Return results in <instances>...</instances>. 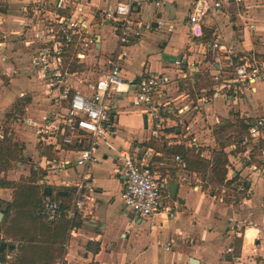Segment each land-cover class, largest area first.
Here are the masks:
<instances>
[{
	"label": "crops",
	"instance_id": "0c3cea01",
	"mask_svg": "<svg viewBox=\"0 0 264 264\" xmlns=\"http://www.w3.org/2000/svg\"><path fill=\"white\" fill-rule=\"evenodd\" d=\"M116 1L0 0V131L23 145V155L37 163L34 167L44 169L39 183L43 181L41 184L46 186L73 187L80 169L72 164L67 170L58 171L50 167L49 157L42 153L53 148L40 140L37 131L45 113H55L60 106L51 99V93L56 92L42 82L41 72L32 64V58L43 44H55V41L42 40L47 31L46 23L57 13L69 14L74 6L80 7L78 17L86 25L89 33L86 37H92L94 43L81 50L83 56L74 59L83 68L67 70V78L73 90L89 94L116 45L113 26L98 24L95 12ZM199 1L208 8L202 20V37L197 38L189 33L187 18ZM168 2L175 3L174 0L145 2L134 10L133 15L138 20L152 23L159 20L164 24L158 26L156 22L151 31L144 32L129 46L121 73L125 78L151 73L167 76L168 96L163 105L171 111L162 116L164 127L158 137H163L167 145L202 147V155L210 158L212 149L216 148L204 146L214 145L212 130L220 119L234 120L239 116L251 121L264 117L263 105L253 104L252 98L259 81L241 88L236 95H215L221 81L213 86L212 95L205 89L196 91L193 83L202 71H209L214 80L215 76L225 77L232 72L226 67L222 52L209 46L216 37L234 46L239 55L260 54L257 58L264 62V0H220L218 9L213 6L214 0H185L188 6L185 12L165 7ZM68 3L72 7L66 9V13L55 9L58 4L66 6ZM107 26L111 35L104 32ZM176 59H181L182 66L174 63ZM250 87L255 90L251 91ZM132 97L133 91L112 96L108 140L118 148L127 149L140 161L153 160L158 154L144 143L152 137L151 128L158 120L146 105H133ZM22 130L33 131L30 151L19 136ZM263 133L264 129L262 137ZM232 148L233 145L227 146L224 151L228 155L226 180L239 176L231 190L234 195L225 194V186L221 194H217L216 190L210 192L209 188H203L202 182L180 181L183 174L199 177L185 169L174 170V162L169 160L165 163L169 182H177L178 187L174 199L168 184L161 195L166 203L174 206V214L161 213L146 219L124 208L122 199L123 212L115 213L110 180H117L120 196L121 180L116 174L113 152L105 144L101 145L97 152L99 161L89 167L90 189L85 191L84 207L78 214L80 226L69 231L59 260L63 264H264V173L258 171L262 166L248 163L247 148L236 154L230 153ZM239 155L245 156L243 162ZM258 159L264 162L263 151ZM26 167L25 175H29L31 167ZM3 174L9 175V172ZM70 174L75 176L74 180L68 179ZM238 181L246 183L244 190H238L243 184ZM11 197V189L0 188V198L11 201ZM126 229H130L129 235ZM228 247L231 251H227Z\"/></svg>",
	"mask_w": 264,
	"mask_h": 264
},
{
	"label": "built area",
	"instance_id": "2783aa9c",
	"mask_svg": "<svg viewBox=\"0 0 264 264\" xmlns=\"http://www.w3.org/2000/svg\"><path fill=\"white\" fill-rule=\"evenodd\" d=\"M153 1L158 0H117L113 5L96 13L98 24L109 23L113 26L116 45L109 53L105 66L100 69L89 94L73 90L67 78L68 71L63 68L61 58V51L71 43L77 57L84 55L81 51L83 48L94 43L92 37H86L89 35L88 30L82 19L78 17L81 8L74 6L69 14L57 13L54 19L45 25L47 31L43 33L42 40L55 41V44L53 46L43 44L32 58V64L41 72L42 82L48 85L51 91L56 92V94L51 93L50 97L60 106V110L55 113L46 112L37 133L40 140L52 146L55 152L48 160L50 167L64 171L73 164L80 169L78 181L72 184L74 191L69 210L65 211L59 201L49 198L42 200L37 213L48 222H54L64 215L73 219L82 211L86 198L85 191L88 190L90 182L89 167L99 161L97 152L103 144L113 152L117 162L116 174L121 180V199L124 208L146 219H152L161 213L170 216L174 214V206L166 203L161 195V191L171 180L170 175L152 169V160L140 161L127 149L118 148L108 140L111 98L117 93L133 91L132 104L149 107L150 112L158 120L151 128L152 137L160 135V130L164 127L162 125L164 113L171 111L163 105L164 99L168 96L165 87L167 76L151 73L139 78H125L121 73L124 60L129 54V46L140 39L144 32L153 29L151 21L136 19L133 15L134 10L145 2ZM57 6L70 9L72 4ZM196 6L197 8L188 15L187 26L191 36L200 38L203 34L202 20L208 7L202 5L200 1ZM213 6L216 9L220 8V0H214ZM155 21L158 26L164 24L163 21ZM209 46L222 52L226 67L232 70L225 77L215 76L216 80L221 79L215 95L219 93L236 95L238 91L246 88V84L264 80V62L253 53L239 55L234 46L226 45L219 37L213 39ZM174 63L182 66L181 59H176ZM249 89L255 90L254 87ZM183 108L178 111L182 112ZM250 123L249 136L259 138L264 129V117L254 118ZM4 136L5 133L0 131V141ZM189 145L191 146L192 142ZM174 160L183 171L185 164L180 162V157L176 155ZM158 166L166 167L163 162H158ZM258 171L264 173V166L258 168ZM192 180L201 182L194 174L191 176L183 174L180 177V181ZM238 190H244L243 184ZM227 251H231V248L228 247ZM12 255L14 253L9 252L7 258ZM58 264H63L61 259Z\"/></svg>",
	"mask_w": 264,
	"mask_h": 264
},
{
	"label": "trees",
	"instance_id": "16d2710c",
	"mask_svg": "<svg viewBox=\"0 0 264 264\" xmlns=\"http://www.w3.org/2000/svg\"><path fill=\"white\" fill-rule=\"evenodd\" d=\"M55 9L60 10L61 13L67 11L58 6H55ZM75 57L73 43H71L61 51L63 68L68 71L81 70L82 64H77L74 60ZM208 77L211 80L210 85H212L209 94L212 95V92L214 93L213 86L221 79L216 81L211 75ZM199 83L200 79L195 78L193 85L196 91L204 89V87L198 86ZM250 126L249 119L239 116H236L234 120L220 119V122L212 130L213 139L219 147L212 149L210 158L202 155V147H186L183 144L167 145L163 137H151L148 142L144 143V146L159 153L151 162L152 169H157L164 174L166 167H159L158 162L167 163L171 160L175 165L174 170H178L179 166L174 160V157L178 155L180 162L185 164V170L195 172L202 182L203 188H209L210 192H215V190L220 191L223 186L230 187L238 179L237 174L226 180L228 155L224 148L235 144L236 149L231 150L230 153L236 154L244 151L245 144L242 147L238 146L242 144L245 134L249 136ZM232 134L233 137H230ZM23 150L22 144L5 135L0 141V171L10 169L16 163H22L25 160ZM42 153L51 159L54 151L47 148L45 151L42 150ZM250 154L252 158V152ZM251 158L248 163L254 164ZM256 163L257 166H264V162L259 159L256 160ZM44 173V169L31 168L27 177H21L12 183L11 201L0 199V211L4 216L0 223V241L6 242L8 245L0 252V264H56L63 254L69 231L80 226L78 214L73 219L64 215L54 222H48L37 213L44 198L59 201L65 211L70 209L73 198V187L61 188L68 193L58 195L57 192L61 189L39 183V179H42ZM9 184L10 181L0 180V186ZM243 186L246 187L245 182H243ZM97 249L98 245L95 250ZM9 252H13L14 255L7 258Z\"/></svg>",
	"mask_w": 264,
	"mask_h": 264
},
{
	"label": "rangeland",
	"instance_id": "374dc122",
	"mask_svg": "<svg viewBox=\"0 0 264 264\" xmlns=\"http://www.w3.org/2000/svg\"><path fill=\"white\" fill-rule=\"evenodd\" d=\"M174 1H175V3H169V2L166 3L165 7L169 8V9L175 8L176 10L181 11V12H185L186 9L188 8V6L185 4V0H174ZM95 13H97V12H95ZM104 32L105 33H109L110 32V27L109 26L105 27ZM113 43H114V40H113ZM260 56H261L260 54H256V57L259 58ZM209 75H210L209 71H202V72H200V73H198L196 75V78L200 79V83H199L198 86L199 87H204L206 93H209V89L212 86V85H210V81L211 80L208 77ZM246 85L248 86V84H246ZM188 88H189V86H188ZM256 88H257V91L252 93L253 104L263 105V107H264V80L257 82L256 83ZM4 127H6V126H4ZM166 131L174 132L171 128H166ZM19 136L26 141V143L28 144V150L30 151V146L34 142L33 131L32 130H27V131L22 130L21 133L19 134ZM230 137H233V134L230 135ZM242 143L245 144V146H246V148H247V150L249 152L247 155H249L250 158H251L250 152H252L253 155H252L251 160H253L254 165L257 166V163L255 164V162L262 155V151L264 152V133H263V137L261 135L259 138H252V137L248 136L247 134H245L244 140H243ZM243 144H240L238 147H242ZM39 146L42 147V143L41 144L39 143ZM230 146L231 145H229V147ZM212 147L218 148L219 145H218V143L215 142L213 146H208V147L204 146V148H209V149H212ZM233 149H236L235 144H234V147L231 150H233ZM27 157L24 156L25 160L22 163H16L10 169L0 171V180L8 179L7 181H10V184L8 186H0V188H9V189H11V194H12V183L15 182V181H18L21 177H27L28 176V175H25V173H26L25 171L27 170L26 165L31 167V168H33L35 165H37V163L30 156H27ZM239 158H240L241 162H243L242 160L245 159V156L239 155ZM250 158H246V159L249 160ZM7 171L9 172V175L3 174V172H7ZM70 173H71V171H70ZM68 179L74 180L75 176L74 175L68 176ZM110 181L111 182H110L109 190H111V195H113V197L115 199V204H116L115 208L117 209V212H115V213H120V215H121L122 212H123L122 211L123 207H122L121 202H120L121 196L118 195L117 180L114 179V180H110ZM238 183L240 184V183H243V182L238 181ZM233 187H234V185L232 184L230 187L225 188V194L234 195V192L231 191V190H233ZM216 192H217V194L218 193L221 194L220 191L216 190ZM0 199H2V198H0ZM171 201H173V200L171 199ZM115 208H113V209H115ZM108 211H110L111 213L113 212L112 208H108ZM79 213H77V214H79ZM125 216L127 217L128 215H124V217ZM3 217L4 216H2V219H3ZM128 218H131V217L129 216ZM2 219H1V221H2ZM0 228H1V226H0ZM126 232H128V235H129L130 229H126ZM0 238H1V229H0Z\"/></svg>",
	"mask_w": 264,
	"mask_h": 264
},
{
	"label": "water",
	"instance_id": "95a60500",
	"mask_svg": "<svg viewBox=\"0 0 264 264\" xmlns=\"http://www.w3.org/2000/svg\"><path fill=\"white\" fill-rule=\"evenodd\" d=\"M152 24H156V22H153ZM177 187H178V183L177 182L171 181V182L168 183V188H169V191L171 193V198L172 199L175 198V193H176ZM64 192L65 191H58V194L62 195V194H64ZM2 216H3V213L0 212V222H1ZM7 247H8V245H7L6 242L0 241V252L3 251L4 249H6ZM10 247H12V245H10Z\"/></svg>",
	"mask_w": 264,
	"mask_h": 264
}]
</instances>
